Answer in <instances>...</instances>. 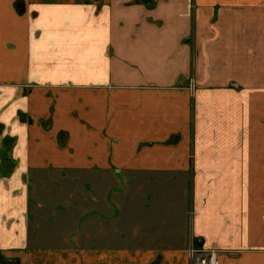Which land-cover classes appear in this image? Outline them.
Masks as SVG:
<instances>
[{"label":"crops","instance_id":"obj_1","mask_svg":"<svg viewBox=\"0 0 264 264\" xmlns=\"http://www.w3.org/2000/svg\"><path fill=\"white\" fill-rule=\"evenodd\" d=\"M79 249L264 264V0H0V264Z\"/></svg>","mask_w":264,"mask_h":264},{"label":"built area","instance_id":"obj_2","mask_svg":"<svg viewBox=\"0 0 264 264\" xmlns=\"http://www.w3.org/2000/svg\"><path fill=\"white\" fill-rule=\"evenodd\" d=\"M196 264H218L217 252L209 251L200 255Z\"/></svg>","mask_w":264,"mask_h":264},{"label":"rangeland","instance_id":"obj_3","mask_svg":"<svg viewBox=\"0 0 264 264\" xmlns=\"http://www.w3.org/2000/svg\"><path fill=\"white\" fill-rule=\"evenodd\" d=\"M80 248L82 249V247H80ZM78 254H81V253H80V249H79V251L76 252L75 255H73L74 257H76V263H77V264H80V261H78V258H79L80 255H78ZM68 255H69V254H68ZM83 256L86 257L87 254L83 253ZM69 257H70V255H69ZM74 263H75V262L73 261V258H72V260H70V261L65 260V261L59 262V263H57V264H74Z\"/></svg>","mask_w":264,"mask_h":264}]
</instances>
